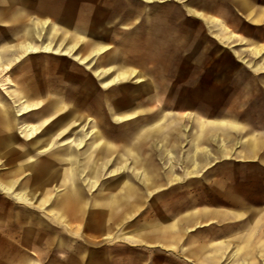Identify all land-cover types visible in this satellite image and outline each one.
Wrapping results in <instances>:
<instances>
[{
	"label": "rangeland",
	"instance_id": "rangeland-1",
	"mask_svg": "<svg viewBox=\"0 0 264 264\" xmlns=\"http://www.w3.org/2000/svg\"><path fill=\"white\" fill-rule=\"evenodd\" d=\"M21 2V0H0V5L9 9L20 5ZM25 3L27 8L34 11L41 8L55 9L60 22L66 20L64 22L72 25V29L66 31L60 23L57 33L56 31L51 33V25L43 30L40 25L34 24V15L19 23L0 22V45L8 48L10 44L26 38L35 43L51 40L53 45L58 43V40H62L65 46L72 39L73 32L80 31L86 36L84 41L78 43L81 47H79L81 55L85 56L90 52L94 46L92 43L108 45L109 48L100 54L91 55L87 64H79L77 60H73V57H65L61 54L31 53L15 63L8 74L12 75L19 87L24 85L25 80L32 79V85L46 88L49 86L46 79L50 78L52 89L42 94L50 99L55 96L60 97L55 92L56 86L59 85L57 78L64 79L65 86L71 94L79 91L85 96V104L81 112L89 119L84 131L88 134L93 133L94 127L91 124L93 120H97L101 131L107 133V138L114 146L109 154H102L97 162L98 172L94 174L98 180L96 187H91L89 184L91 175L85 171L83 175L77 174L75 184L71 182L64 186L50 184L47 194L51 200L44 205L37 203L34 205V202L30 205L16 198V193L22 191H37L36 197H40L42 181L39 180L38 163L23 164V170L20 172H16L18 162L12 158L0 163V181H15L10 193H4L0 188V264H15V262L20 264V261L21 264H34V254L31 255L27 249H53L41 253L44 261L39 264H62V260L58 258L61 249H69V246L70 249H78L86 239L94 245H128L130 241L119 238L122 232L142 235L145 225H151V231L146 230L148 237L157 239L158 230L153 228L162 224L178 208L177 200L173 196L174 190L151 189L146 199L141 198L139 201L133 197L134 200L129 201L139 202V205L132 208L126 216L119 215L130 206H113L114 217L116 212L118 215V221L114 222L115 231L118 233L111 239L105 241L99 238L101 235L94 233L95 231L86 234L85 225L87 220L92 219V214L106 213V208L102 205L90 206L92 198L96 196L111 198L125 193L126 190H115L110 187V183L121 180L132 182L142 180L141 174H134L132 168L129 171L128 167L123 174L111 173L113 169H118L120 160L129 162L132 160L118 157V153L123 151V139L143 121L153 124L157 115L163 118L161 124L165 125L163 131L169 139L165 140L168 141L167 148H170L169 142L176 135L179 136L177 152L191 148V139L197 130L195 117L207 119L221 116L224 112H232L238 115L241 122L248 123L255 129L263 128L264 77H250L251 72L248 71L253 69L237 56L234 50L241 52L243 57L252 63L264 58V50L260 56H255L248 49V41L242 42L241 37L219 41L208 25L199 17L189 13L185 7V4L196 7L215 8L217 5L226 7L231 6L229 0H167L153 3L142 0H25ZM131 6H134V11L130 10ZM230 19H233L232 15ZM41 31L43 33L39 38L37 34ZM247 32L256 39L264 38L262 27H253ZM10 53L11 51L7 52ZM110 64L115 66L112 72L104 74L100 79L93 75L91 68L107 67ZM118 65L135 69L136 76L128 81L103 87L101 80L111 76ZM137 78L141 80L138 82ZM244 84L246 87L239 93ZM14 88L0 82L2 96L8 99H11V90ZM30 95L34 97L32 92ZM131 107L136 111L132 119L124 122L113 120L112 111L117 112ZM18 109L19 107H14V111ZM33 112L20 116L17 126L18 135L22 131L23 118L34 122ZM152 129L150 137L145 142L138 143L135 148L138 151H151L152 165L155 163L158 167L159 164L161 166L160 170L164 175L163 186L166 185L165 182H169L167 175H178V180H181L180 177L184 172L181 159L175 156L172 168L170 165H165L167 159H159L156 131L153 127ZM86 141L83 149L86 147L89 149V146L93 145L92 137L88 136ZM140 161L141 159H137L141 164ZM214 165L223 168L216 170L213 175L207 174L205 178H201L202 180H207L208 177V180H213L214 177V181L218 183L247 181V206L244 212L247 216L264 212V167L256 161L244 163L235 158L218 160ZM78 192L79 197L86 203L79 207L84 209V212L86 210V214L82 219L70 218L71 229L64 231L61 225L45 216L49 210L58 208L57 199L63 194L67 193L74 197L79 194ZM138 192L142 197L141 191H133V193ZM210 192H214V196L200 201L198 208L209 206L230 213L239 208L229 205L226 200L220 198L219 193L223 192L221 184L219 186L216 184L215 189ZM11 214L18 216L12 217ZM34 214L44 216L49 227L38 226L37 232L34 233V219H31ZM250 226L252 227L253 223ZM258 234H264V226L259 229ZM221 245V241L215 243L220 249H222ZM12 246L16 249H10ZM143 247L134 244L133 249ZM230 249L236 248L231 245ZM30 256L33 261L29 260ZM239 256L231 252L230 259L227 255V261H238ZM202 261L198 263L202 264ZM215 261L217 264H223L221 253L216 254Z\"/></svg>",
	"mask_w": 264,
	"mask_h": 264
},
{
	"label": "crops",
	"instance_id": "crops-1",
	"mask_svg": "<svg viewBox=\"0 0 264 264\" xmlns=\"http://www.w3.org/2000/svg\"><path fill=\"white\" fill-rule=\"evenodd\" d=\"M21 1L20 5L9 7V9L0 5V22L19 23L34 15V24L40 25L43 30L51 25V33L60 27V23L63 25L64 30L70 31L72 29V25L64 22L66 20H61L62 22H60L57 15L58 12L55 9L41 8L34 11L27 8L25 0ZM142 1L153 3L167 0ZM229 2L231 6L226 7L224 5H217L215 8L208 6L196 7L189 4H185V7L189 13L202 19L219 41L241 37L242 42L248 41V49L255 56H260L264 50V38L261 37V40L259 38L256 39L247 30L253 27L264 28V0H229ZM131 7L130 10L134 11V6ZM231 15L233 19H230ZM42 33L41 31L37 34L39 38H41ZM81 33L80 31L73 32L72 39L65 46L62 44V40H58V43L53 45L51 40L35 43L26 38L18 43L10 44L8 46L9 49L0 45L1 64L11 65L8 69L0 70V76L2 77L0 82L3 85L15 87L11 90V95L9 94L11 99L2 96L0 91V143L2 142L0 144V163L7 158L14 159L18 162L16 172L23 170V164L34 165L38 163L39 180L42 181L40 197H36L37 191L16 193V198L26 204L31 205L33 202L34 205L36 203L40 205L46 204L51 200L47 194L50 184L63 186L69 182L75 184L77 174L83 175L85 171L91 175L89 177L91 187H96L98 180H96L94 174L98 172L97 162L102 154H109L113 150V142L107 138V133L104 134L101 131L97 120H93L95 123L91 124L94 127L93 133L89 135L84 131L88 116L83 115L81 109L85 104V96L79 91L71 94L68 87L65 86L66 81L64 79L57 78L59 85L56 86L55 92L60 97L55 96L50 99L47 95H42L52 89L50 87V78L46 79V83L49 84L46 88H42L40 85H32V79L25 80L23 82L24 85L19 87L12 75H8L14 64L24 57L22 55L24 53L22 46L26 43H32L37 46L38 50L33 53H46L43 45L51 44L53 50L51 52L47 51V53L73 57V60H77L79 64H87L91 55L100 54L109 48L108 45L92 43L94 46L90 52L85 56L81 55L80 53L82 52L79 50L81 47L78 46V43L86 38L85 34ZM8 51H11V53L7 54ZM234 52L253 70H256L248 71L249 73L251 72L250 77H264V75H261L264 73V58L259 62L252 63L247 61L241 52L237 50H234ZM88 66L91 68L90 65ZM114 68L115 66L110 64L107 67L97 66L96 68H91V71L94 76L100 79L104 74L112 72ZM114 73L108 78L101 80L100 83L103 87L128 81L136 76L137 71L118 65ZM121 74H126V76H120ZM8 78L11 79V82L8 81ZM136 80L139 82L141 78ZM26 84L29 86H26ZM245 87L246 84H244L239 93ZM31 92L34 97H31ZM14 107H19V109L14 111ZM133 109L131 107L125 110H117V112L112 111L113 120L124 122L132 119L136 114ZM30 111H34V122H30V124L26 118H23L22 131L18 135L17 126L20 122V116ZM72 113H74L73 115L81 114L83 117L77 122L75 121L77 119H74L75 117L72 118ZM156 118L153 124L143 121L133 128L127 138L123 139V151L118 153V157L132 160L131 162L120 160L117 166L118 169L111 171V173L123 174L126 172L127 167L129 171L132 168L134 174H141L142 180L140 182L121 180V182L110 183V187L115 188V190H126L125 193L111 198L97 196L92 198L90 206L102 205L106 208V213L92 214V219L87 220L85 230L86 234L90 231H95L94 233L100 234L99 238L105 241L111 239L113 235L118 233L115 231L114 224V222L118 221V215L116 212L114 217L113 206H130V209L128 208L119 215L126 216L132 208L139 205V202L129 201L133 197L139 201L141 198L146 199V195L150 194L151 189L174 190L173 196L177 200L176 205L178 208L162 224H159L156 228L152 227L153 230H158V238L152 239L148 237L146 230L151 231V225H145L143 226L142 235L139 233L131 234L127 231L122 232L119 238L130 241L128 245H94L90 244V241L86 239L84 244L79 245L78 249H70V246L68 247L69 249H61L62 252L58 256L59 260H62V264H199L198 262L202 260V264H217L215 261L216 254L221 253L223 264H257L258 262L264 264V234H258L259 229L264 226V212L252 213L248 216L244 212L247 206V181L238 183L223 181L218 183L214 181V177L213 180H208L209 177L207 180L201 179L205 178L207 174L213 175L216 170H221L223 167H216L214 164L222 159L235 158V160L244 163L256 161L264 167V127L255 129L249 126L250 124L241 122L238 115L232 114V112H224L221 116L207 119L195 117L197 130L195 135L192 136L191 148L177 152L180 142L179 136L176 135L168 144L170 148H167L166 144L168 141L165 142V140L169 139L166 138L163 131L165 127V125L161 124L163 118L160 115H157ZM34 125L37 130L31 132L29 128ZM152 127L156 131L155 137L158 142L157 152L159 159H167L165 165H170L171 168L174 165L175 156L181 159L180 163L182 168H184V172L180 177L181 180H178V175L172 173L173 175L166 176L169 182H165L166 185L163 186L164 175L161 173V166L159 164L158 167L155 163L152 165L151 151H138L135 148L138 143L145 142L150 137V132L153 130ZM88 136L92 137L91 142H93V145H90L89 149L87 147L83 149L86 146ZM49 142L51 144L46 146ZM82 143L84 146L81 145ZM5 145L6 148L4 147ZM137 159H141V164L137 162ZM68 175L71 176L69 177ZM14 184L15 181H0V188L4 193H10ZM216 184L217 186L220 184L222 186L223 192L219 193L220 198L226 200L229 205L238 206V209L230 213L219 208H209V206L206 208L197 207L201 203L200 201L209 199L212 195L214 196V192L210 191L215 189ZM133 191H141L142 197L139 192L133 193ZM79 196L80 193L74 197L67 193L63 194L57 199L58 208L48 211L45 217L61 225L62 230L69 231L71 229L70 218L82 219L86 214V210L84 212V209L79 207L86 204ZM10 216L16 217L18 215L11 214ZM45 217L39 214H34L32 218L30 217L34 219V233L37 232L38 226L49 227L48 224L46 225ZM251 223H253L252 227L250 226ZM218 241L222 242V249L219 246H215ZM134 244L144 247L142 249H133ZM231 245L236 249H230ZM10 249L16 248L12 246ZM51 250L53 249H27L31 255L34 254V264L42 263L44 260L41 253ZM231 252L240 255L238 261H227V255L230 259ZM29 260L33 261L32 256H30ZM19 263L21 264V261Z\"/></svg>",
	"mask_w": 264,
	"mask_h": 264
},
{
	"label": "bare ground",
	"instance_id": "bare-ground-1",
	"mask_svg": "<svg viewBox=\"0 0 264 264\" xmlns=\"http://www.w3.org/2000/svg\"><path fill=\"white\" fill-rule=\"evenodd\" d=\"M42 20V19H41ZM55 24V23H54ZM48 25V24H47ZM67 27V26H66ZM54 31V30H53ZM57 31V30H56ZM23 49H24V53L22 54V55H24L25 56V54H30V53H33V52H36L37 50H38V48H37V46H34L32 43H26V44H24L23 46ZM70 48V47H69ZM17 49H19V48H17ZM43 49H45L46 51V53H47V51H52L53 50V47H52V45L51 44H45V45H43ZM57 49V48H56ZM62 50V49H61ZM63 50H65V49H63ZM19 51V50H18ZM40 51V50H39ZM69 51V50H68ZM56 52V51H55ZM58 52V51H57ZM49 53V52H48ZM65 54V53H64ZM78 54V53H77ZM73 55V54H72ZM17 57V56H16ZM77 57H79L78 55H77ZM91 57V56H90ZM3 60V59H2ZM75 61V60H74ZM82 61H84V60H82ZM6 63V62H5ZM83 64V63H82ZM15 65V64H14ZM10 64H6V65H3V64H1V62H0V70L1 69H8V68H10ZM9 75V74H8ZM100 75V74H99ZM114 75H116L115 73H114ZM7 76V75H6ZM120 76H126V74H121ZM119 76V77H120ZM7 79V78H6ZM8 81L9 82H11V79L10 78H8ZM108 81V80H107ZM8 83V82H7ZM104 85V84H103ZM12 86V85H11ZM68 96V95H67ZM14 99V98H13ZM67 99V98H66ZM65 99V100H66ZM69 101V100H68ZM67 101V102H68ZM53 102V101H52ZM57 102V101H56ZM12 103V102H11ZM15 103V102H14ZM44 105V104H43ZM42 105V106H43ZM48 105V104H47ZM1 106V105H0ZM10 106H11V104H10ZM41 106V107H42ZM68 106V105H67ZM6 108V107H5ZM10 108V107H9ZM57 108V107H56ZM59 108V107H58ZM65 109V108H64ZM7 111V110H6ZM75 111V110H74ZM63 112V111H62ZM56 113V112H55ZM71 113V112H70ZM65 114V113H64ZM74 113H72V115H73ZM83 114V113H82ZM18 115H20V114H18ZM62 115V114H61ZM84 115V114H83ZM83 115H81V114H76V115H73L72 116V118H74V119H77V120H75V121H77L78 122V120L80 119V118H82L83 117ZM71 118V119H72ZM3 119V118H2ZM70 119V118H69ZM88 119H89V117H87V121H88ZM3 120H5V119H3ZM67 120V119H66ZM81 120V119H80ZM13 121V120H12ZM18 121V120H17ZM41 121V120H40ZM49 122V121H48ZM59 122V121H58ZM64 122V121H63ZM30 123V122H29ZM40 123V122H39ZM75 123V122H74ZM95 123V122H94ZM17 124V123H16ZM31 124V123H30ZM47 124V123H46ZM45 124V125H46ZM58 124V123H57ZM61 125H62V123H61ZM70 125V124H69ZM53 127V126H52ZM30 130H31V132H33V131H35V130H37V128H36V126L34 125L33 127H30L29 128ZM56 130V129H55ZM68 130V129H67ZM66 130V131H67ZM57 131V130H56ZM62 131V130H61ZM60 131V132H61ZM65 131V132H66ZM57 132H59V131H57ZM28 133V132H27ZM73 133V132H72ZM80 133H81V131H80ZM22 134V133H21ZM62 134V133H61ZM67 134V133H66ZM79 134V133H78ZM58 135V134H57ZM56 135V136H57ZM68 135H69V133H68ZM90 135V134H89ZM7 136V135H6ZM32 137V136H31ZM76 137V136H75ZM25 138H27V137H25ZM79 138V137H78ZM55 139V138H54ZM10 140V139H9ZM30 140V139H29ZM56 140V139H55ZM57 140H58V138H57ZM51 141V140H50ZM60 141V140H59ZM78 141V140H77ZM9 142V141H8ZM11 142H12V140H11ZM0 144H2V142L0 143ZM11 145H12V143H10ZM15 144V143H14ZM19 144V143H18ZM17 144V145H18ZM39 144V143H38ZM51 143L49 142L46 146H49ZM96 144V143H95ZM27 145V144H26ZM61 145V144H60ZM82 146L84 145L83 143L81 144ZM5 148H6V145L4 146ZM31 147V146H30ZM109 147H110V145H109ZM72 150V149H71ZM74 150V149H73ZM84 153V152H83ZM74 155V154H73ZM33 156V155H32ZM38 156V155H37ZM72 156V155H71ZM73 157V156H72ZM49 158V157H48ZM77 158H79V157H77ZM71 159V158H70ZM60 162V161H59ZM75 163V162H74ZM73 164V163H72ZM78 164H79V162H78ZM21 165V164H20ZM77 166V165H76ZM75 168V167H74ZM77 168V167H76ZM79 168V167H78ZM83 168V167H82ZM81 168V169H82ZM80 169V170H81ZM83 170V169H82ZM69 177L71 176V175H68ZM73 179V178H72ZM69 180V179H68ZM71 181V180H70ZM94 182V181H93ZM95 185V184H94ZM7 186V185H6ZM92 186H93V184H92ZM1 187V186H0ZM4 187V186H3ZM4 189V188H3ZM129 189V188H128ZM127 189V190H128ZM7 190V189H6ZM131 191V190H130ZM130 195V194H129ZM124 196V195H123ZM18 197V196H17ZM125 197V196H124ZM123 197V198H124ZM37 199V198H36ZM21 200H23V199H21ZM29 200V199H28ZM30 202V201H29ZM114 203V202H113ZM111 209V208H110ZM50 211V210H49ZM110 214V213H109Z\"/></svg>",
	"mask_w": 264,
	"mask_h": 264
}]
</instances>
